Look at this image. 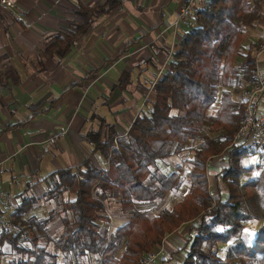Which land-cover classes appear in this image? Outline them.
<instances>
[{
    "label": "trees",
    "instance_id": "16d2710c",
    "mask_svg": "<svg viewBox=\"0 0 264 264\" xmlns=\"http://www.w3.org/2000/svg\"><path fill=\"white\" fill-rule=\"evenodd\" d=\"M119 5L117 0H105L92 9L79 2L82 23L54 34L45 58L63 57L98 16ZM263 14L264 0H212L196 12L194 26L178 34L175 51L154 76L153 100L143 103L127 133L119 135L100 118L98 128L84 135L91 155L99 153L106 167L87 158L76 168L45 178L48 195L73 196L61 202L62 230L54 242L55 253L39 246L37 238L30 241L31 249L19 245L26 226H36L45 237L48 223L35 217L26 220L36 199L23 198L10 216L15 232L0 230V247L7 244L19 256L6 264H86L88 256L96 257L98 264H138L183 225L190 226V236L180 264H264V150L242 141L233 145L244 123L242 101L234 96L250 87L259 44L251 45L240 62L236 59L249 28ZM121 78L116 88L125 90L131 74L123 72ZM216 102L215 115L208 116ZM156 140L162 143L154 149L151 144ZM189 143L194 147L187 191L171 209L163 208L157 215L137 209L161 203L182 187V165L166 175L157 161L185 151ZM224 153L227 166L218 171L212 190L208 165ZM253 156L261 162L246 164L245 159ZM110 202L119 204L129 219L109 232L101 224L110 225ZM248 223H261L251 245L245 239ZM59 253L62 263L57 261Z\"/></svg>",
    "mask_w": 264,
    "mask_h": 264
},
{
    "label": "crops",
    "instance_id": "0c3cea01",
    "mask_svg": "<svg viewBox=\"0 0 264 264\" xmlns=\"http://www.w3.org/2000/svg\"><path fill=\"white\" fill-rule=\"evenodd\" d=\"M9 1L13 8H3L11 16L3 12L6 19L0 20V213L8 217L23 198L38 201L48 195L45 178L51 173L76 168L87 158L93 165L105 168L106 163L99 153L91 155L84 135L91 128H98L100 118L113 125L119 135L127 133L143 103L153 100L146 91L152 92L154 78H143V74H149L151 66L138 67L134 63L142 58L149 61L148 44L156 40L163 43L161 40L173 37L170 28L173 22L168 23L171 15L167 9L172 7L174 17L180 0H145L141 9L136 6V0L120 2L111 13L98 16L93 27L80 36L63 57L55 55L52 59L44 56L52 36L83 21L78 14V3L94 9L103 0ZM145 7L146 13L139 14ZM151 7L155 13L149 17ZM160 33L163 35L158 38ZM257 43L259 48L254 54L264 47V14L249 28L241 44V49L245 50L243 55ZM256 63L264 69V52L258 55ZM123 72L130 73L131 78L125 90H119L116 86ZM149 75H154V71ZM110 105L116 108L115 118L107 115ZM215 113L216 110L208 116ZM97 154L101 157L96 158ZM226 166L225 153L213 158L208 169L215 170L212 172L214 178ZM174 171L161 172L168 175ZM23 182L25 188L21 191L19 185ZM11 186H16L17 191L12 193ZM108 204L111 207L119 205ZM152 206L137 209L146 210ZM39 207V211L33 213L34 208L30 214L39 220L51 218L46 224V234L50 236L62 230L59 216L52 218L46 213L35 216L45 210ZM176 233L164 240V252L155 264L181 263L180 255L176 261L167 260L175 250Z\"/></svg>",
    "mask_w": 264,
    "mask_h": 264
},
{
    "label": "rangeland",
    "instance_id": "374dc122",
    "mask_svg": "<svg viewBox=\"0 0 264 264\" xmlns=\"http://www.w3.org/2000/svg\"><path fill=\"white\" fill-rule=\"evenodd\" d=\"M104 1L105 0H103V2ZM144 1L145 0H136L135 4H136V6H139L138 8L141 9L140 6H143L142 2H144ZM119 2H121V4H123V3H127L128 0H120ZM156 4H157V1H156ZM3 6L4 5H2L1 2H0V20L2 19V20L5 21L6 18H3L4 16L2 15L3 12L8 13L9 16H11V13L7 9L3 8ZM136 6L134 7V11H136L135 10ZM6 8H8V7H6ZM171 9H172V7L167 9L168 14L171 15L170 19H168V23H172L174 21V17H172V14H171ZM146 11H147V8L145 7L144 11H139L138 13L139 14H145ZM135 13L137 14V12H135ZM154 13H155V11L151 7L148 10V16L152 17V16H154ZM179 27H180V29L178 30L179 33H177V34H180L184 30L187 29V26H181L180 25ZM121 31H122V29H121ZM115 35L117 36L118 34L116 33ZM146 35H148V34L146 33ZM129 38H131V36ZM172 40H173V37H170V39H168V40H165V39L161 40V41H163V43H159L160 40H156L155 42H152V43L148 44V49L146 51L148 53L150 52V54H151L150 58H149V61H147V59H145V58H142L139 61L134 63L135 66L146 67L148 65V66H151L149 74L152 73L153 71H154V75H156V76H157L158 73L160 74V71H162L164 69L165 65H166V61L165 60L169 58L168 51L170 50L169 48L171 47ZM175 40H176V38H175ZM161 48H165V49L161 50ZM244 52H245L244 47H242V49L239 51L240 56L238 57V61L237 62H240L241 56L243 55ZM158 57H160V58H158ZM155 58H156V61H154ZM157 58L160 59L159 62L157 61ZM149 74H147V75L143 74V78L150 77V80H152L154 78V75L151 76ZM121 79H123V77ZM150 85H151V82L149 84V88H150ZM244 85L246 86V84H244ZM244 93H245V91L242 88L241 91H239L236 94V96H234V97L237 100L242 101ZM147 94H149V95H151V97H153V93L149 92V90L146 91V95ZM217 105H218L217 102L214 103L213 105H211L209 107V109L207 110V114L211 115L212 112L217 109ZM99 106H102V103L99 104ZM110 107L111 108H109V111H108L109 113L107 114L108 117H110V118L111 117H114V118L117 117L116 108L115 109L112 108V107H114V105H110ZM126 126H127V124L124 125V127H126ZM90 130H92V128ZM160 144H161V142L159 140H156V141H154L151 144V146L154 149H156ZM193 147H194V144H190L189 143V145H187L188 149H186L185 151H182L179 154H173V155L169 156V157L174 156L175 158L172 157L173 159H171V158L168 157V158H166L164 160H158L157 161L158 162V169L160 171H164V172H169V171L175 170L177 168V166H178L177 161H179V163H182L183 164L182 167H183V170H184L183 174H182L184 183H183L182 187L177 192H175L174 194H168L166 199L163 202L155 204L151 208L149 207L148 209H146L147 212L150 213V215H157L158 213H160V211L163 208L171 209L173 207V205L176 203V201L180 199L182 194H184L187 191L188 183H187V179H186V172L188 170V161L191 158V155H192L191 149ZM99 156L100 155L97 154L96 158H98ZM245 160H246V162H245L246 164H258L259 162H261L258 159L257 156H253V157H250V158L245 159ZM263 167H264V164H263ZM207 171H208L209 183L211 185V189L213 190L212 185H214V182H215L214 178L215 177L213 178L212 172L215 171V170L212 169L211 167H209V169ZM256 174H258V172H256ZM215 185H216V182H215ZM19 186H20L19 189L22 191L25 188V183L23 182ZM42 188L44 189V192H45L46 191L45 187H42ZM10 191L12 193L17 191V187L16 186H11L10 187ZM72 198H73V196L69 195L67 193H62V194L55 193L54 195L45 194L44 197L40 198L38 201H36L32 205V210L35 208L33 210V213L41 208L39 206H42L43 208H45V210L42 209L41 212L35 214V216L39 217L41 214L45 215V213H46V215L50 214V216L52 218H55V217L59 216V218L61 220L62 217H63V209H62V206H61V202L64 201V200L72 199ZM106 206H107V204H106ZM31 211L25 216L26 220L31 219V218L34 217V216L32 217L33 214L32 215L30 214ZM107 213H108L107 215L111 218L110 225H106L104 223V224H101V228L107 229L109 232L113 231L117 227L122 226L129 219V215L126 214V213H123L121 211L119 205L111 207L108 204ZM50 219L51 218H47V219H44V220H41V221L48 222ZM260 226H261V223H248L246 225L245 236H247V237H245V239H246L247 244L251 245L253 243L256 231L259 229ZM12 230L15 232L14 226H13ZM44 232H45L46 236L45 237H40L39 230H38V228L36 226H32V227H27L26 226L25 229H24V232L20 234V239H19L18 243H19L20 246H22L24 248L31 249L32 246H31L30 241L33 238H37L39 246L44 247L49 252L55 253L54 242L57 240L58 236L60 235L61 230L57 231L56 233H54V234H52L50 236H48L46 234V227H45ZM177 233H178V236H177V238L174 239V242H175L174 244H176L175 247H174L175 250L173 251V253H171V255H170L171 257L168 258L167 260L172 259L173 261H176V259H178L180 257H183V255L185 254L184 245L186 244V242H187V240H188V238L190 236V226L189 225H183L182 228L177 231ZM177 233L175 235H177ZM219 247L222 248L221 251H223L224 246L223 245H219ZM157 249H155L154 251H156ZM0 253H1L0 254V264H6L9 260L17 259L19 257L17 254H15L14 251L11 250L10 246L7 245V244H3L0 247ZM222 253L223 252H220V254H222ZM173 255H175L176 258L173 257ZM178 255H180V257ZM57 261L60 262V263H62L64 261L63 256H62L61 253L58 254ZM84 263H86V264H98V261L96 260V257L88 256V257H86V261Z\"/></svg>",
    "mask_w": 264,
    "mask_h": 264
},
{
    "label": "built area",
    "instance_id": "2783aa9c",
    "mask_svg": "<svg viewBox=\"0 0 264 264\" xmlns=\"http://www.w3.org/2000/svg\"><path fill=\"white\" fill-rule=\"evenodd\" d=\"M212 0H180L179 6L174 13V21L171 24L172 44L169 48V57L176 49V42L178 36L179 26L193 27V17L199 10L206 8L208 3ZM2 5L13 8V4L8 0H1ZM167 29H165L166 31ZM163 33L158 34L161 38ZM176 38V40H175ZM264 52V47L254 54L255 60L260 53ZM252 82L249 89L244 93L243 115L244 123L235 135L233 145L245 142V146L252 149L264 150V69H261L255 64V69L252 71ZM13 224L10 217L0 213V230H12ZM164 252L163 247L156 251L146 253L138 264H155L160 254Z\"/></svg>",
    "mask_w": 264,
    "mask_h": 264
}]
</instances>
